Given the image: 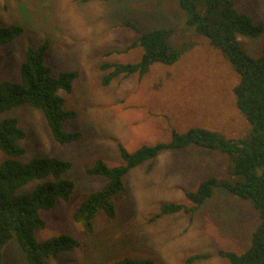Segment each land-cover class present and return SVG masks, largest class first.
I'll use <instances>...</instances> for the list:
<instances>
[{
    "label": "rangeland",
    "instance_id": "obj_1",
    "mask_svg": "<svg viewBox=\"0 0 264 264\" xmlns=\"http://www.w3.org/2000/svg\"><path fill=\"white\" fill-rule=\"evenodd\" d=\"M234 2L255 22H264V0ZM187 17L179 0H0V26L15 23L24 29L0 47L4 55L0 79L20 80L27 48L45 40H49L46 61L55 75L64 70L79 73L70 92L59 90L66 107L78 113L64 123L66 130L81 132L72 142L56 141L39 109L23 104L0 112V119L17 117L27 132L21 141L24 161L57 156L72 165L65 172L75 183L70 199L41 211L46 225L36 236L70 234L80 245L49 258L47 264H110L126 256L149 258L157 264H232L218 254L219 249L242 253L249 248L260 222L259 211L222 186L193 212L183 209L153 219L165 203L193 207L187 193L209 177L243 179L233 173L230 157L217 150H162L153 161L143 162L123 177L124 189L114 198L115 216L99 212L92 233L74 219L80 203L107 182L87 168L100 158L111 166L123 163L121 144L135 151L169 141L173 130L184 132L195 126L227 137L249 131L234 94L240 75L219 47L187 28ZM126 21L141 32L174 27L172 42L184 51L174 64L157 62L144 75L118 76L104 84L111 69H102L103 63H133L143 55L141 46L129 48L139 33ZM239 40L252 56L263 53L264 32L240 35ZM5 158L0 149V164ZM43 180L30 181L20 190H32ZM200 253L212 256L188 262ZM18 263L28 261L13 235L2 249L1 264Z\"/></svg>",
    "mask_w": 264,
    "mask_h": 264
},
{
    "label": "trees",
    "instance_id": "obj_2",
    "mask_svg": "<svg viewBox=\"0 0 264 264\" xmlns=\"http://www.w3.org/2000/svg\"><path fill=\"white\" fill-rule=\"evenodd\" d=\"M186 11V26L207 37L219 47L235 70L240 81L234 87L236 105L250 124L244 136L227 137L217 130L195 126L184 132L173 130L172 138L166 142L143 145L129 151L121 144L123 163L111 166L97 159L87 168L91 175L107 178L105 185L92 192L74 211V219L81 223L87 233L94 230V220L99 212L113 217L116 214L115 196L124 189L123 177L145 161H153L160 151L198 147L226 153L233 163V173L242 180H220L214 176L202 181L195 191L187 195L194 203L188 207L182 203H165L153 219L185 209L193 212L212 196L218 186L225 187L235 196L248 200L259 211L260 222L252 233L249 248L242 252L219 249L218 254L227 257L232 264H264V48L260 56H252L242 46L239 36H256L264 32V22H255L252 16L240 11L234 0H179ZM139 35L129 48L141 46L143 55L138 62L101 65L105 74L103 83L109 84L118 76L138 73L144 75L157 62L176 63L183 48L172 42L174 27H158L141 32L139 27L126 21ZM24 31L19 24L0 26V47ZM186 46V45H185ZM49 40L29 46L20 65V80L0 79V112L19 105H28L44 113L48 126L56 141L68 143L81 136L80 131H69L66 120L78 115L66 107L65 98L59 90L70 92L78 71L64 70L58 75L46 61ZM4 55H0V63ZM27 136L15 116L0 119V149L6 158L0 164V264L2 249L15 235L26 253L28 264H47L51 257L80 245V240L70 234H60L38 239L36 231L44 228L46 220L42 210H48L63 199L69 200L75 183L65 176L71 162L57 156L33 157L26 161L21 141ZM44 179L29 191H21L30 181ZM212 253L190 256L188 262L199 258H210ZM26 264V263H18ZM110 264H157L149 258L126 256Z\"/></svg>",
    "mask_w": 264,
    "mask_h": 264
}]
</instances>
